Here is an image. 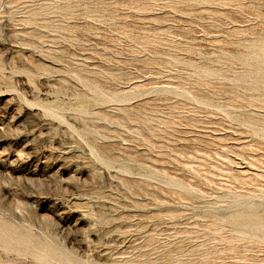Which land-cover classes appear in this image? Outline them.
Instances as JSON below:
<instances>
[{
  "label": "rangeland",
  "instance_id": "374dc122",
  "mask_svg": "<svg viewBox=\"0 0 264 264\" xmlns=\"http://www.w3.org/2000/svg\"><path fill=\"white\" fill-rule=\"evenodd\" d=\"M0 264H264V0H0Z\"/></svg>",
  "mask_w": 264,
  "mask_h": 264
}]
</instances>
